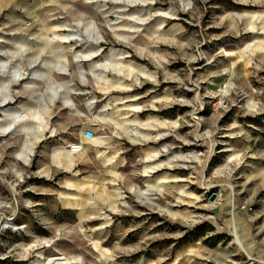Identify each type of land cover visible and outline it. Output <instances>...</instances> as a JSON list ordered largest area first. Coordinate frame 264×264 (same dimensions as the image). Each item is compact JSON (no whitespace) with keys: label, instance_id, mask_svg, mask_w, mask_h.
Masks as SVG:
<instances>
[{"label":"rangeland","instance_id":"obj_1","mask_svg":"<svg viewBox=\"0 0 264 264\" xmlns=\"http://www.w3.org/2000/svg\"><path fill=\"white\" fill-rule=\"evenodd\" d=\"M0 264H264V0H0Z\"/></svg>","mask_w":264,"mask_h":264},{"label":"water","instance_id":"obj_2","mask_svg":"<svg viewBox=\"0 0 264 264\" xmlns=\"http://www.w3.org/2000/svg\"><path fill=\"white\" fill-rule=\"evenodd\" d=\"M87 135H89L90 133L89 132H86ZM215 197V193L214 192H211L208 196L209 200H212L213 198Z\"/></svg>","mask_w":264,"mask_h":264},{"label":"crops","instance_id":"obj_3","mask_svg":"<svg viewBox=\"0 0 264 264\" xmlns=\"http://www.w3.org/2000/svg\"><path fill=\"white\" fill-rule=\"evenodd\" d=\"M5 100V98L3 99V101Z\"/></svg>","mask_w":264,"mask_h":264}]
</instances>
